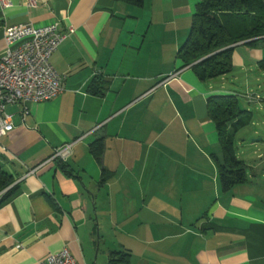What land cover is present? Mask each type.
<instances>
[{
  "label": "crops",
  "instance_id": "0c3cea01",
  "mask_svg": "<svg viewBox=\"0 0 264 264\" xmlns=\"http://www.w3.org/2000/svg\"><path fill=\"white\" fill-rule=\"evenodd\" d=\"M3 1L0 52L5 28L58 22L74 32L50 59L63 93L28 105L23 120L20 105L6 107L14 128L0 139V171L16 188L0 204V264H43L63 249L77 264H109L111 254L127 264H264L262 44L234 45L232 71L201 81L177 58L198 0ZM214 97L236 98L243 112L227 130L237 128L245 181L226 192ZM67 144L65 162L50 159Z\"/></svg>",
  "mask_w": 264,
  "mask_h": 264
},
{
  "label": "trees",
  "instance_id": "16d2710c",
  "mask_svg": "<svg viewBox=\"0 0 264 264\" xmlns=\"http://www.w3.org/2000/svg\"><path fill=\"white\" fill-rule=\"evenodd\" d=\"M133 7H142L143 0H115ZM260 42L264 53V0H198L187 39L179 48L177 58L181 68H191L201 81L215 79L232 71L234 45ZM258 69L264 72L263 60ZM207 111L213 121L221 146L224 166L219 169L223 192L245 181L242 165L235 158L233 137L227 126L243 114L234 97H214L207 101ZM102 144L95 142L90 152L98 156ZM104 183V180H102ZM11 177L0 171V204L10 200L16 186ZM12 186L4 193L6 189ZM118 256V257H117ZM115 258H119L118 261ZM128 262V255L111 254L109 264Z\"/></svg>",
  "mask_w": 264,
  "mask_h": 264
},
{
  "label": "built area",
  "instance_id": "2783aa9c",
  "mask_svg": "<svg viewBox=\"0 0 264 264\" xmlns=\"http://www.w3.org/2000/svg\"><path fill=\"white\" fill-rule=\"evenodd\" d=\"M25 5L35 9L37 0H25ZM0 7L6 9L10 4L0 0ZM73 32L71 27L62 31L58 22L40 28L24 24L4 29V49L0 52V139L14 128L7 106L20 105L23 120L28 115V105L52 101L63 93V77L50 59ZM70 153L71 145H63L53 151L50 159L63 163ZM43 264L77 263L63 249L48 255Z\"/></svg>",
  "mask_w": 264,
  "mask_h": 264
},
{
  "label": "rangeland",
  "instance_id": "374dc122",
  "mask_svg": "<svg viewBox=\"0 0 264 264\" xmlns=\"http://www.w3.org/2000/svg\"><path fill=\"white\" fill-rule=\"evenodd\" d=\"M236 86H237V83H236ZM236 90H237V88H236ZM236 144H237V137H236ZM236 149H237V147H236Z\"/></svg>",
  "mask_w": 264,
  "mask_h": 264
},
{
  "label": "water",
  "instance_id": "95a60500",
  "mask_svg": "<svg viewBox=\"0 0 264 264\" xmlns=\"http://www.w3.org/2000/svg\"><path fill=\"white\" fill-rule=\"evenodd\" d=\"M10 188H11V187H9L8 189H6L5 192L8 191Z\"/></svg>",
  "mask_w": 264,
  "mask_h": 264
}]
</instances>
